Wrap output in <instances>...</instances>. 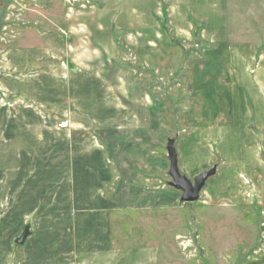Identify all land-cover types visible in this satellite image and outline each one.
<instances>
[{
    "label": "rangeland",
    "instance_id": "obj_1",
    "mask_svg": "<svg viewBox=\"0 0 264 264\" xmlns=\"http://www.w3.org/2000/svg\"><path fill=\"white\" fill-rule=\"evenodd\" d=\"M215 1L178 37L165 0H0V264H63L54 200L117 182L170 189L120 222L159 264L260 256L264 0ZM168 139L190 180L215 168L195 202L171 193Z\"/></svg>",
    "mask_w": 264,
    "mask_h": 264
},
{
    "label": "crops",
    "instance_id": "obj_2",
    "mask_svg": "<svg viewBox=\"0 0 264 264\" xmlns=\"http://www.w3.org/2000/svg\"><path fill=\"white\" fill-rule=\"evenodd\" d=\"M205 1L202 5L201 0H165L168 22L175 28L176 36H182L189 29V14L200 22L213 19L218 10L216 1ZM147 12L150 14L152 10L147 9ZM96 30L102 36L107 30L112 43V24L104 28V24L97 22ZM121 186L117 182L110 191L104 192L97 184L89 183L86 190L80 188L74 193L71 188L62 200H54L49 212L57 215L62 211L64 217L63 264H159L157 247L144 239L136 244L128 243L126 239L142 236L135 226L132 228L131 225L126 230L127 223L120 222L124 215L130 213L166 207L168 203L162 194L170 192V189L162 192L158 187ZM174 191L178 190L171 193ZM262 242L260 256L247 261V264H264V239Z\"/></svg>",
    "mask_w": 264,
    "mask_h": 264
},
{
    "label": "water",
    "instance_id": "obj_3",
    "mask_svg": "<svg viewBox=\"0 0 264 264\" xmlns=\"http://www.w3.org/2000/svg\"><path fill=\"white\" fill-rule=\"evenodd\" d=\"M167 158L169 161L168 175L170 177L169 186L180 191L181 202H195L198 200L200 191L205 184V181L211 177L215 168L212 167L196 175L193 180H190L184 174H181L177 164V153L173 144V139H168L166 144ZM27 234L24 230L21 236L16 240V244H21Z\"/></svg>",
    "mask_w": 264,
    "mask_h": 264
}]
</instances>
